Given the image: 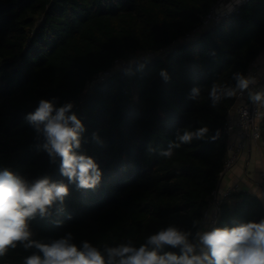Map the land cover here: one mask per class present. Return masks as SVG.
I'll use <instances>...</instances> for the list:
<instances>
[{
	"label": "trees",
	"instance_id": "obj_1",
	"mask_svg": "<svg viewBox=\"0 0 264 264\" xmlns=\"http://www.w3.org/2000/svg\"><path fill=\"white\" fill-rule=\"evenodd\" d=\"M216 1L0 0V170L30 181L47 175L69 188L62 203L29 221L33 239L50 243L71 233L77 246L88 241L102 249L129 240L139 246L169 224L201 229L234 101L211 107L210 87L234 85L233 74H245L264 49V0H242L202 27ZM193 88L200 89L196 97ZM41 99L73 103L69 114L85 129L78 151L101 172L94 188L69 183L59 158L52 163L42 150L43 136L25 119ZM203 126L204 140L160 156L178 130ZM261 218V201L235 189L220 203L215 227ZM34 252L17 247L0 264H24Z\"/></svg>",
	"mask_w": 264,
	"mask_h": 264
},
{
	"label": "clouds",
	"instance_id": "obj_2",
	"mask_svg": "<svg viewBox=\"0 0 264 264\" xmlns=\"http://www.w3.org/2000/svg\"><path fill=\"white\" fill-rule=\"evenodd\" d=\"M232 79L234 85H211L208 93L211 107L245 92L253 104L264 102V89L250 90V85L256 83L254 77L237 72ZM199 93V88H193V97ZM72 109L71 102L57 107L55 100L41 99L25 119L43 136L41 148L50 162L59 158L61 175L78 188H94L100 182L101 172L92 157L78 151L85 129L75 113L69 114ZM208 134L207 126L178 130L175 140L169 141L160 156L171 158L174 149L204 140ZM218 135L217 131L211 139ZM152 151L149 146V152ZM68 192L67 184L53 181L47 175L30 181L7 168L0 170V258L22 247L25 251L34 248L39 253L25 257L24 264H264V218L231 227L197 230L195 234L169 224L147 236L139 246L130 240L102 249L88 241L77 246L71 233L50 243L33 239L29 221L37 214L41 217L48 214V209L57 201L62 203ZM198 224L199 221H193L194 227ZM165 248L178 249V253L164 251Z\"/></svg>",
	"mask_w": 264,
	"mask_h": 264
},
{
	"label": "built area",
	"instance_id": "obj_3",
	"mask_svg": "<svg viewBox=\"0 0 264 264\" xmlns=\"http://www.w3.org/2000/svg\"><path fill=\"white\" fill-rule=\"evenodd\" d=\"M226 0H217L202 18V27H206L217 22L220 18L228 15L230 12L237 10L240 3L233 4L230 8H223L222 5ZM242 1V0H241ZM120 62L116 61L115 66L118 67ZM108 72L105 71L103 76ZM245 76H252L256 79L254 85H250V90L259 91L264 89V68L254 60L248 66ZM264 111V102L253 104L248 99L247 92L243 95L239 93L234 97L233 104L228 109L225 116V132L228 140L226 143V155L221 170L220 177L234 166L239 159L242 150L247 143L253 142L260 147H264V141L261 138V120ZM231 132L235 133L234 138H230ZM259 178L261 187L264 190V161L259 169ZM238 189L237 186L228 187L218 191L215 188L212 191V197L207 208L203 212L202 227L200 230H208L215 227L219 212V205L222 200L229 195L232 190Z\"/></svg>",
	"mask_w": 264,
	"mask_h": 264
},
{
	"label": "crops",
	"instance_id": "obj_4",
	"mask_svg": "<svg viewBox=\"0 0 264 264\" xmlns=\"http://www.w3.org/2000/svg\"><path fill=\"white\" fill-rule=\"evenodd\" d=\"M241 0H226L222 7L230 8ZM254 61L264 68V49L256 56ZM231 132L229 137L234 138ZM264 161L263 148L253 142L246 144L236 164L226 171L217 184L218 191L228 187L237 186L238 189L246 190L254 194L264 206V190L261 187L259 169Z\"/></svg>",
	"mask_w": 264,
	"mask_h": 264
}]
</instances>
